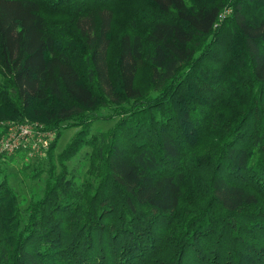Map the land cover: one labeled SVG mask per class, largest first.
<instances>
[{"label":"trees","instance_id":"16d2710c","mask_svg":"<svg viewBox=\"0 0 264 264\" xmlns=\"http://www.w3.org/2000/svg\"><path fill=\"white\" fill-rule=\"evenodd\" d=\"M31 115L78 132L25 214L0 170V264H264V0H0V123Z\"/></svg>","mask_w":264,"mask_h":264},{"label":"rangeland","instance_id":"374dc122","mask_svg":"<svg viewBox=\"0 0 264 264\" xmlns=\"http://www.w3.org/2000/svg\"><path fill=\"white\" fill-rule=\"evenodd\" d=\"M146 70L144 67V72ZM104 114L106 120L97 122L94 126L93 133L105 132L116 122L115 111H106ZM28 124L34 130L33 136L28 139V147L15 151L12 154L7 151H2L1 142L2 140H7L6 137L9 135L10 129ZM62 130L61 136L56 142L55 150L49 154L51 145L57 139V133L48 129L43 121L31 115L24 121L8 120L0 123V170L3 172V176L9 178L10 185L18 196L20 208L24 214L33 199L42 198L45 191V183L48 178L47 171L53 165L55 166L54 170L57 175L62 170L58 161L59 156L73 141L78 129L63 128ZM9 138L12 141L17 140L13 134ZM39 138L48 141V148ZM90 153V148H83L71 160L65 162L70 173V178L78 186H81L87 178V171L90 166ZM39 172L41 175L38 177L37 174Z\"/></svg>","mask_w":264,"mask_h":264},{"label":"built area","instance_id":"2783aa9c","mask_svg":"<svg viewBox=\"0 0 264 264\" xmlns=\"http://www.w3.org/2000/svg\"><path fill=\"white\" fill-rule=\"evenodd\" d=\"M31 125H21L19 127L11 128L9 135L6 137L7 140H2L1 142V150L7 151L9 153H13L18 150H22V148L28 147V139L31 138L34 134V130H32ZM14 135L16 137V141H12L9 136ZM9 138V139H8ZM40 139V138H39ZM41 142L47 146H49L48 141L40 139Z\"/></svg>","mask_w":264,"mask_h":264}]
</instances>
